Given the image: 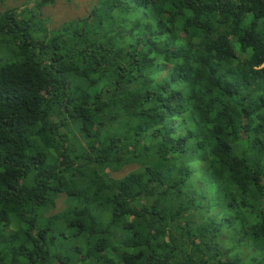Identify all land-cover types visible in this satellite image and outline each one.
I'll return each instance as SVG.
<instances>
[{"label": "trees", "instance_id": "obj_1", "mask_svg": "<svg viewBox=\"0 0 264 264\" xmlns=\"http://www.w3.org/2000/svg\"><path fill=\"white\" fill-rule=\"evenodd\" d=\"M31 1L0 12V264H264V0Z\"/></svg>", "mask_w": 264, "mask_h": 264}, {"label": "rangeland", "instance_id": "obj_2", "mask_svg": "<svg viewBox=\"0 0 264 264\" xmlns=\"http://www.w3.org/2000/svg\"><path fill=\"white\" fill-rule=\"evenodd\" d=\"M92 0H57L55 4L43 8L40 11V17L47 19L51 28H57L61 24L76 20L84 16L91 6ZM32 4L31 0H1L0 12L6 9L16 8L24 9ZM61 203L55 211L59 210Z\"/></svg>", "mask_w": 264, "mask_h": 264}]
</instances>
